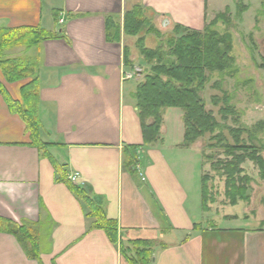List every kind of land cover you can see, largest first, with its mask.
Returning a JSON list of instances; mask_svg holds the SVG:
<instances>
[{
  "label": "crops",
  "instance_id": "crops-1",
  "mask_svg": "<svg viewBox=\"0 0 264 264\" xmlns=\"http://www.w3.org/2000/svg\"><path fill=\"white\" fill-rule=\"evenodd\" d=\"M231 1L0 0L2 58H30L36 65L40 140L58 144L48 152L117 221L119 238L113 243L103 229L90 228L88 209L59 181L25 121L8 106L4 92L23 104L24 86L34 77L9 81L0 67V264H131L121 244L140 239L155 241L152 264H264V228L200 219L189 170L182 180L172 161L179 149L194 151L181 146L183 140L168 149L139 147L136 176L123 166L124 150L143 144L138 82L125 79L131 72L125 49L133 50L125 14L140 6L156 26L200 31L213 18L210 9ZM108 19L121 29L119 41L108 40ZM29 28L56 37L32 46L4 41L8 31L29 34ZM201 210L207 212L202 204ZM26 226L35 234L37 226L38 257L13 232Z\"/></svg>",
  "mask_w": 264,
  "mask_h": 264
},
{
  "label": "trees",
  "instance_id": "trees-1",
  "mask_svg": "<svg viewBox=\"0 0 264 264\" xmlns=\"http://www.w3.org/2000/svg\"><path fill=\"white\" fill-rule=\"evenodd\" d=\"M224 13L218 14L213 20L206 24L203 30H193L176 26L173 34L167 39V51L164 48L151 49L139 41L140 53L151 64V71L146 74L144 81L138 84L134 93V98L138 107V113L142 124L143 144L131 145L124 150L123 166L132 175L138 173L135 169L138 162V148L144 145L154 144L160 137L162 124L164 121L165 108H181L184 110V139L181 146L190 148L192 144L207 133H212L219 127L212 112L206 111V103L199 95V90L203 89L208 82L207 71L227 70L231 67L233 56L232 34H220L212 29L217 22L222 19ZM148 19L145 18L144 9L135 6L125 14L124 32L127 35H137L146 25ZM107 38L112 41L121 39V29L114 26L113 20H107ZM29 34L22 32L5 33L10 36L4 41L17 43L23 42L26 46L40 44L43 40L56 37L55 33L42 29L29 28ZM30 37V39H28ZM13 38V39H12ZM3 45V43H1ZM129 50L125 49V62L130 63ZM0 67L6 79L18 81L24 78L34 77L24 86L26 98L23 104L10 98L5 92L4 97L12 111L18 113L25 121L28 131L31 134L33 143L43 150V155L47 156L53 163L59 174V181L66 183L69 189L80 199L88 209L87 217L94 218L90 226L91 229H103L110 241L118 242V224L114 219H110L103 207L91 197L89 192L75 184L70 178L64 165H60L48 152L51 145L40 140L41 121L39 116V81L36 75V65L30 58L4 59L0 54ZM28 96V98H27ZM215 103L217 98L214 97ZM229 96L224 99V106L220 112L223 116L230 113L231 105ZM236 142L234 146L226 143L224 149L227 155L234 157V160L226 161L222 164L227 175L228 196L234 205L239 200H249L250 181L249 176L242 175L244 169L241 168L246 159L255 161L264 177V159L258 154L254 145L242 144L240 130L232 129ZM237 151H242L237 154ZM210 176H202V207L208 210V197L210 190L208 182ZM14 233L25 242L30 256H39V244L34 239L36 234L29 227L17 228ZM154 240L140 239L129 243H122V254L131 264H152Z\"/></svg>",
  "mask_w": 264,
  "mask_h": 264
},
{
  "label": "rangeland",
  "instance_id": "rangeland-1",
  "mask_svg": "<svg viewBox=\"0 0 264 264\" xmlns=\"http://www.w3.org/2000/svg\"><path fill=\"white\" fill-rule=\"evenodd\" d=\"M210 11V18H213L209 22L224 13L212 29L220 34L230 32L233 37L231 67L224 71H207L208 82L199 90V95L205 100L206 111L212 112L219 127L197 139L191 146L194 151H176L172 161L182 180H187L186 170H189L191 183L188 186L193 191L190 194L201 212L200 219L206 224L264 228V177L258 164L251 159L241 164L244 169L242 175L250 178L247 184L250 197L248 201L239 200L236 205L228 196L227 175L222 167L224 162L234 160L223 148L226 143L234 146L236 142L232 129L240 130L241 143L256 146L258 154L264 159V0H235L229 7L216 6ZM145 18L149 21L148 25L137 35H129L133 36L130 37L133 54L128 48L131 62L127 65L131 72H127V79L133 80L130 84L141 83L151 71V64L140 53L139 41L142 40L145 47L167 51V39L173 34L170 27L154 25L146 14ZM226 96H229L231 111L224 117L220 109ZM184 113L181 108L164 109L161 134L155 142L157 147L168 149L171 144H179L184 139ZM241 153L237 151V154ZM205 175L211 179L207 184L210 190L207 199L209 209L203 213L201 186L202 176ZM223 216L231 219L237 216L239 219L224 222ZM35 229L38 233L37 226Z\"/></svg>",
  "mask_w": 264,
  "mask_h": 264
},
{
  "label": "built area",
  "instance_id": "built-area-1",
  "mask_svg": "<svg viewBox=\"0 0 264 264\" xmlns=\"http://www.w3.org/2000/svg\"><path fill=\"white\" fill-rule=\"evenodd\" d=\"M60 21L63 22V19H61ZM127 78H128V74H126V76H125V79H127ZM136 166H137V169L139 170V167H140L139 162L137 163ZM139 176L142 180H145V178L141 172L139 173Z\"/></svg>",
  "mask_w": 264,
  "mask_h": 264
}]
</instances>
